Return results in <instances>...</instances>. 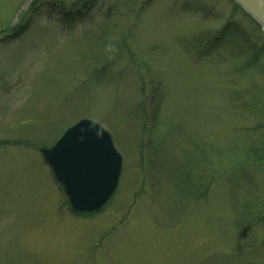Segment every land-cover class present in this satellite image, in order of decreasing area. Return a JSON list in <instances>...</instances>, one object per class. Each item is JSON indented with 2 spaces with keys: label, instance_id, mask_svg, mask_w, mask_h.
I'll list each match as a JSON object with an SVG mask.
<instances>
[{
  "label": "rangeland",
  "instance_id": "rangeland-1",
  "mask_svg": "<svg viewBox=\"0 0 264 264\" xmlns=\"http://www.w3.org/2000/svg\"><path fill=\"white\" fill-rule=\"evenodd\" d=\"M83 118L122 157L92 214L40 154ZM0 264H264V33L228 0H0Z\"/></svg>",
  "mask_w": 264,
  "mask_h": 264
},
{
  "label": "water",
  "instance_id": "water-1",
  "mask_svg": "<svg viewBox=\"0 0 264 264\" xmlns=\"http://www.w3.org/2000/svg\"><path fill=\"white\" fill-rule=\"evenodd\" d=\"M231 1L264 30V0ZM41 154L76 212L100 210L117 187L121 156L109 133L90 120L69 127Z\"/></svg>",
  "mask_w": 264,
  "mask_h": 264
},
{
  "label": "trees",
  "instance_id": "trees-1",
  "mask_svg": "<svg viewBox=\"0 0 264 264\" xmlns=\"http://www.w3.org/2000/svg\"><path fill=\"white\" fill-rule=\"evenodd\" d=\"M79 7L84 8L83 5H79ZM76 8H77V7H76ZM78 9H79V8H78ZM78 9H77V10H78ZM77 10H76V11H77ZM76 11H75V12H76ZM61 13H62L63 15H65V16H68V17L72 16V14H71L70 11H69V12H67V11L63 12V11H62ZM77 13H78V12H76V14H77ZM27 15H28V14H27ZM25 16H26V15L20 17V23L18 24L17 27H14V28L11 29L12 32L15 31V33H17V30L22 26V20H23V18H24ZM254 25H255V24H254Z\"/></svg>",
  "mask_w": 264,
  "mask_h": 264
}]
</instances>
